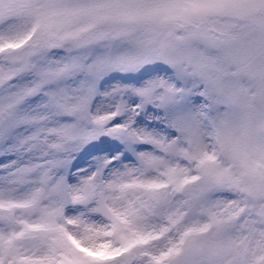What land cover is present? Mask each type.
<instances>
[{
  "label": "snow or ice",
  "instance_id": "obj_1",
  "mask_svg": "<svg viewBox=\"0 0 264 264\" xmlns=\"http://www.w3.org/2000/svg\"><path fill=\"white\" fill-rule=\"evenodd\" d=\"M0 264H264V0H0Z\"/></svg>",
  "mask_w": 264,
  "mask_h": 264
}]
</instances>
